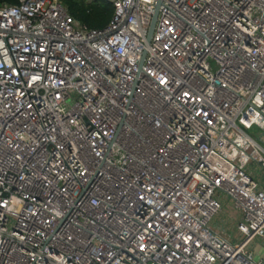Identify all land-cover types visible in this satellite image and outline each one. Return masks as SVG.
<instances>
[{
  "label": "built area",
  "instance_id": "obj_1",
  "mask_svg": "<svg viewBox=\"0 0 264 264\" xmlns=\"http://www.w3.org/2000/svg\"><path fill=\"white\" fill-rule=\"evenodd\" d=\"M108 1L0 4V264H262L264 0Z\"/></svg>",
  "mask_w": 264,
  "mask_h": 264
},
{
  "label": "trees",
  "instance_id": "obj_2",
  "mask_svg": "<svg viewBox=\"0 0 264 264\" xmlns=\"http://www.w3.org/2000/svg\"><path fill=\"white\" fill-rule=\"evenodd\" d=\"M18 0H0L13 4ZM70 14L88 28H103L110 20L113 6L108 0H61Z\"/></svg>",
  "mask_w": 264,
  "mask_h": 264
},
{
  "label": "rangeland",
  "instance_id": "obj_3",
  "mask_svg": "<svg viewBox=\"0 0 264 264\" xmlns=\"http://www.w3.org/2000/svg\"><path fill=\"white\" fill-rule=\"evenodd\" d=\"M247 132L255 137V139L264 147V133L262 130L257 129L256 127H252L247 130ZM263 133V138L259 139V134ZM253 169L252 173L255 176L256 174L264 175V167L261 166L257 162H250L247 165L248 169ZM221 200V209L220 211L212 218L210 222V226L213 229H216L220 232H223L225 235L229 236L233 241H240L241 235L236 230V211L233 209V205L231 201L225 195L220 196Z\"/></svg>",
  "mask_w": 264,
  "mask_h": 264
},
{
  "label": "crops",
  "instance_id": "obj_4",
  "mask_svg": "<svg viewBox=\"0 0 264 264\" xmlns=\"http://www.w3.org/2000/svg\"><path fill=\"white\" fill-rule=\"evenodd\" d=\"M248 171L252 174V176L261 184L264 185V175L262 174H256L255 176L253 175L252 171L250 168ZM236 217L237 220L239 218V213L236 212ZM248 249L253 253V256L256 260H259L264 264V237H256L251 240V242L248 245Z\"/></svg>",
  "mask_w": 264,
  "mask_h": 264
},
{
  "label": "water",
  "instance_id": "obj_5",
  "mask_svg": "<svg viewBox=\"0 0 264 264\" xmlns=\"http://www.w3.org/2000/svg\"><path fill=\"white\" fill-rule=\"evenodd\" d=\"M158 6H159V1L157 2L156 4V7L154 9V13L152 15V18H151V22L149 24V28H148V31H147V41L150 40V37H151V34H152V31H153V28H154V24H155V20H156V16H157V12H158ZM143 57H144V54H142V58L140 60V65L142 63V60H143Z\"/></svg>",
  "mask_w": 264,
  "mask_h": 264
}]
</instances>
